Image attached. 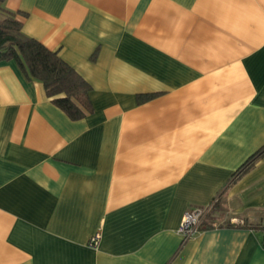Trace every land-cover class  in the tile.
I'll list each match as a JSON object with an SVG mask.
<instances>
[{"label":"crops","instance_id":"crops-1","mask_svg":"<svg viewBox=\"0 0 264 264\" xmlns=\"http://www.w3.org/2000/svg\"><path fill=\"white\" fill-rule=\"evenodd\" d=\"M6 6L93 111L69 118L0 60V264H264V229L226 224H264V154L236 176L264 145V0ZM213 201L183 240L185 210Z\"/></svg>","mask_w":264,"mask_h":264},{"label":"trees","instance_id":"trees-1","mask_svg":"<svg viewBox=\"0 0 264 264\" xmlns=\"http://www.w3.org/2000/svg\"><path fill=\"white\" fill-rule=\"evenodd\" d=\"M24 12L10 9L6 0H0V60L14 59L27 78H37L43 83L45 93L51 101L75 120L93 111L89 92L91 84L56 50L47 47L37 38L22 31ZM151 94H137L139 101ZM264 154V145L252 153L236 170L241 175L253 166ZM228 225L250 226L264 229L262 223L227 222ZM209 226L202 222L200 228Z\"/></svg>","mask_w":264,"mask_h":264},{"label":"built area","instance_id":"built-area-1","mask_svg":"<svg viewBox=\"0 0 264 264\" xmlns=\"http://www.w3.org/2000/svg\"><path fill=\"white\" fill-rule=\"evenodd\" d=\"M213 203L214 201L205 206H191L185 210L177 226V233L181 235L183 240H187L200 229L206 215L212 209ZM99 237V232L93 234L89 240V245L96 247ZM261 245L264 247V234L261 238Z\"/></svg>","mask_w":264,"mask_h":264},{"label":"rangeland","instance_id":"rangeland-1","mask_svg":"<svg viewBox=\"0 0 264 264\" xmlns=\"http://www.w3.org/2000/svg\"><path fill=\"white\" fill-rule=\"evenodd\" d=\"M213 208L208 212V214L206 215L205 219H204V223H208L211 222L213 220H217L216 215L218 214L217 210H216V206L214 207V205L212 206ZM218 221V220H217ZM246 221V220H243ZM261 223L260 221L257 222L256 224Z\"/></svg>","mask_w":264,"mask_h":264}]
</instances>
